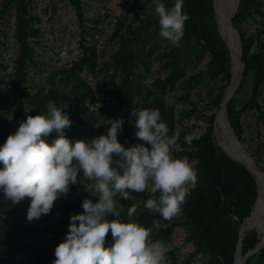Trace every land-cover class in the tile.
Masks as SVG:
<instances>
[{"label": "rangeland", "instance_id": "obj_1", "mask_svg": "<svg viewBox=\"0 0 264 264\" xmlns=\"http://www.w3.org/2000/svg\"><path fill=\"white\" fill-rule=\"evenodd\" d=\"M23 2L27 33L20 37L17 29L22 10L14 0H0V146L28 115L46 114L49 101L65 107L62 111L71 127L64 134L70 143L89 142L106 134L108 119L123 118L117 139L125 147L140 142L128 122L131 110L156 108L169 135H179L173 157H187L198 181L203 166L198 146L214 130L231 79V73L228 78L216 64L208 45L194 39L187 55L170 58L171 44L159 35L156 0ZM233 24L241 44L245 41L246 55L264 56V0H248ZM252 78L248 74L237 87V108L250 95ZM95 103L102 104L98 112ZM257 103L239 113L240 140L264 171L262 83ZM188 134L196 137L191 144L185 142ZM55 138V131L43 137L49 144ZM79 178L80 183L70 184L67 195L54 202L49 214L32 221L26 218L29 198L13 205L0 191V264H52L54 249L68 232L69 217L83 212V199L98 200L94 182L85 180L82 173ZM193 189L189 185L190 193ZM148 198V193H131L128 200L117 195L121 220L131 219L152 229V239L167 245L170 264H214L194 220L182 216L166 221L144 208ZM133 204L138 206L137 212L129 218L127 210ZM153 221H159V228ZM24 241L34 244V250L20 251ZM112 243L109 232L105 246ZM259 250L253 258L255 264H263ZM202 252L209 259H199Z\"/></svg>", "mask_w": 264, "mask_h": 264}, {"label": "clouds", "instance_id": "obj_2", "mask_svg": "<svg viewBox=\"0 0 264 264\" xmlns=\"http://www.w3.org/2000/svg\"><path fill=\"white\" fill-rule=\"evenodd\" d=\"M183 4L184 0H175L169 8L156 0L154 8L159 35L175 47L180 46L189 19ZM100 107L102 104L95 103L94 110L98 112ZM63 108L49 101L46 114L28 115L0 146V191L4 197L13 205L29 198L26 218L39 219L67 195L70 184L80 183L78 173H82L85 180L94 182L98 200L83 199V212L69 217L68 232L55 247L52 264H170L165 242L153 240L152 229L136 221H122L115 198L119 195L128 200L131 193H148L145 209L166 221L181 216L189 185L195 187L198 174L187 157L172 155L178 133L169 135L159 109L133 108L128 122L133 124L139 143L125 147L118 142L123 118L108 119L106 134L89 142L70 143L64 130L71 127V121ZM53 131L57 138L49 144L43 137ZM195 138L188 134L185 142L191 144ZM137 207L128 208L129 218L135 216ZM153 226L159 228V221H153ZM109 232L113 243L105 246ZM199 259L209 257L202 252Z\"/></svg>", "mask_w": 264, "mask_h": 264}, {"label": "trees", "instance_id": "obj_3", "mask_svg": "<svg viewBox=\"0 0 264 264\" xmlns=\"http://www.w3.org/2000/svg\"><path fill=\"white\" fill-rule=\"evenodd\" d=\"M20 13V28L18 35L23 37L27 33L24 12L26 5L23 0H14ZM248 0H240L232 21L241 15ZM175 0H165L167 7H172ZM183 11L189 16L184 25V35L179 47L170 46V58L173 55L182 57L191 50L194 39L201 40L212 50L216 64L220 65L226 76L230 78V54L221 38L215 19L213 0H184ZM241 58L244 61L242 80L248 74L253 76L250 95L237 108L235 95L227 102L228 117L240 138L242 126L239 113L247 107L256 106L259 86L264 87V56L246 55V44L242 41ZM87 53V52H86ZM86 53L83 56H86ZM169 58V59H170ZM240 89L236 90L238 93ZM198 155L203 166L201 175L182 206L179 218H192L198 227L203 246L214 261V264H235V254L241 239V253L245 254L259 242V234L252 229L240 234L243 220L250 214L257 196V183L250 171L241 162L227 155L216 144L212 132L198 146ZM259 237V238H258ZM35 248L30 241H24L20 251L31 252ZM256 253L248 257L243 264H255L253 258ZM259 258L264 264V247L259 250Z\"/></svg>", "mask_w": 264, "mask_h": 264}, {"label": "bare ground", "instance_id": "obj_4", "mask_svg": "<svg viewBox=\"0 0 264 264\" xmlns=\"http://www.w3.org/2000/svg\"><path fill=\"white\" fill-rule=\"evenodd\" d=\"M214 3L216 18L219 24L220 32L227 44L231 63V80L226 88L225 94L223 95L222 103L218 111V119L215 130L217 138L216 142L219 143V145H221V147L224 148L229 155L245 163L257 177V200L253 207L252 218L245 221L242 225V234L247 230H256L260 237L257 245V250H259L264 246V177L258 166H256L251 158H249V156L245 153L243 148L244 145L241 140L238 141L234 137L224 113V105L227 104L229 98L235 94L237 87L239 86L238 79L243 73L239 41L237 37L231 33L229 25V18H232L235 13L234 6H236L237 0H214ZM242 260L243 256L241 250L238 249L234 260L235 264H241Z\"/></svg>", "mask_w": 264, "mask_h": 264}, {"label": "water", "instance_id": "obj_5", "mask_svg": "<svg viewBox=\"0 0 264 264\" xmlns=\"http://www.w3.org/2000/svg\"><path fill=\"white\" fill-rule=\"evenodd\" d=\"M239 1H240V0H237L236 6H234V9H235L234 11H235V12H236V10H237V7H238V3H239ZM213 6H214V13H215V19H216V23H217V28H218V31H219V34H220L221 38L224 40V37L222 36V34H221V32H220L219 24H218V21H217V18H216V11H215V3H214V0H213ZM234 14H235V13H234ZM232 17H233V16H232ZM229 25H230L231 33L234 34V35L237 37L238 41H239V46H240L241 54H242V45H241V41H240V33H239L238 29L235 27V25L233 24L232 18H229ZM224 42H225V40H224ZM225 44H226V42H225ZM226 46H227V44H226ZM227 48H228V47H227ZM241 63H242V69H244V61L242 60V58H241ZM230 80H231V79H230ZM241 80H242V74L240 75V77H239V79H238V84H240ZM227 86H228V85H227ZM226 88H227V87H226ZM226 88H225V90H224L223 95L225 94ZM231 97H232V96H231ZM231 97H230V98H231ZM222 98H223V97H222ZM230 98H229V100H230ZM229 100H228V101H229ZM221 103H222V99H221ZM221 103H220V106H221ZM224 113H225V117H226L227 120H228V123H229L230 129H231V131H232L234 137H235L238 141H240V138H239V136L237 135V133H236L234 127L232 126V123H231V121H230V119H229V117H228L227 104L224 105ZM217 119H218V113L216 114V117H215V127H214V130H213V132H212L213 136L215 137V141H216V139H217V138H216V135H215ZM216 144H217L219 147H221V145H219V143L216 142ZM243 148H244L245 153L249 156V158H251V160L253 161V163H254L256 166H258V164H257V162L255 161V159H254V157L252 156V154H251L247 149H245V147H243ZM221 149H222L227 155H229V154L226 152V150H225L224 148L221 147ZM229 156L232 157L231 155H229ZM232 158L235 159L234 157H232ZM235 160H237V159H235ZM237 161H239V160H237ZM239 162H241L242 164H244V166L250 171V173L252 174V176H254V178H255V180H256V183H257V196H258V180H257V177L254 175V173L248 168V166H247L245 163H243L242 161H239ZM258 168L260 169V171H261V173H262V175H263V177H264V171H263L259 166H258ZM257 196H256L255 202H254V204H253V207H254V205H255V203H256ZM253 207H252V210H251L250 214H249V215L243 220L242 225H243V223H244L245 221H248V220H250V219L252 218V215H253V214H252V213H253ZM242 225H241V229H240V234H241V235H242ZM247 231H249V230H247ZM256 232H257V231H256ZM257 236H258V233H257ZM258 238H259V237H258ZM241 244H242V242H241V239H240V240H239V245H238V249H240V250H241ZM257 245H258V242H257L256 245H255L252 249H250L247 253L242 254V256H243V260H242V263H241V264H243V263L245 262V260H246L248 257H250V256L253 255L256 251H258V250H257ZM263 247H264V246H263ZM238 249H237V251H236V254H237V252H238ZM236 254H235V257H236ZM234 260H235V259H234ZM233 263H234V262H233ZM233 263H232V264H233Z\"/></svg>", "mask_w": 264, "mask_h": 264}]
</instances>
